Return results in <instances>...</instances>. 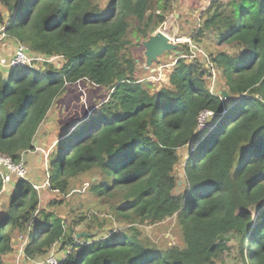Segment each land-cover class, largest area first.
<instances>
[{
    "label": "trees",
    "instance_id": "1",
    "mask_svg": "<svg viewBox=\"0 0 264 264\" xmlns=\"http://www.w3.org/2000/svg\"><path fill=\"white\" fill-rule=\"evenodd\" d=\"M0 3L9 10L6 20L0 13L9 38L30 55L63 60L43 73L0 70V156L18 165L34 151L41 125L70 87L82 82L112 91L57 143L50 186L37 190L28 179L12 178L15 191L0 215V264L16 252L15 233L26 241L27 264L45 261L59 245L60 264H216L229 250V235L244 264H264V0H215L190 39L233 51L207 53L205 69L183 44L171 87L156 92L137 78L132 48L167 22L177 0ZM210 69L224 81L218 95L207 87ZM206 112L213 115L202 130ZM183 151L189 158L180 185ZM89 174L98 177L90 191L128 229L102 238L88 230L77 239L82 222L40 209L42 192L66 196L74 180ZM4 176L0 171V196ZM173 217L182 246L140 239L139 226Z\"/></svg>",
    "mask_w": 264,
    "mask_h": 264
},
{
    "label": "rangeland",
    "instance_id": "2",
    "mask_svg": "<svg viewBox=\"0 0 264 264\" xmlns=\"http://www.w3.org/2000/svg\"><path fill=\"white\" fill-rule=\"evenodd\" d=\"M99 1L101 2L103 0ZM214 1L215 0H177L174 13L168 17L167 22L159 30L164 31L175 40L181 39L186 40V42L190 41V35L196 33L202 22L201 17ZM201 3L203 4V7H201ZM0 13L4 20L8 19L9 10L3 7L1 3ZM176 14L179 15L178 18H176ZM180 20H183V22L178 23ZM0 26L3 25L0 23ZM10 39L13 40L12 38ZM14 42L17 46L18 41L14 40ZM191 42L193 52L189 57L190 60L201 62L205 69L207 68L206 65L209 64L208 54L211 51H233L230 50L229 47H224L215 43L207 44L206 42H201L198 45L192 40ZM2 43L3 42H1L0 45ZM141 43L140 46L134 44L132 48L133 56L136 58L138 64L137 78L141 81L152 84L151 89L153 92L171 87L170 76L174 71L178 58L182 54H178L180 50L166 54L161 58L160 62L154 65V67L151 69H145L143 57L144 48ZM180 45L182 46L183 43H180ZM15 51L11 52L12 56ZM29 56L31 65L28 67L41 73H43L45 69L47 71L51 66L56 69L60 68L63 61L59 57L49 58L42 54H29ZM0 62L6 64L7 59L5 61L0 60ZM1 69L4 70L5 68H0V70ZM210 72L212 73V76L207 79V87L211 93L218 95L223 89L224 81L221 79L220 73L217 70L210 69ZM111 93L112 91L109 88L104 89L93 87L87 83L81 82L70 87L64 95H61L60 98L55 101L47 118L38 131V136L34 144V151H31L24 156L23 161L18 167V172L22 175V178L30 180L34 183V188L39 189L43 188L40 185L49 183L48 180L51 173L50 166L54 159L53 150L57 147V143L61 142L64 138H62V136L65 135L66 132H69L72 126L78 125L80 121H83L88 115H90L91 111L97 110L103 103L107 102ZM207 118L208 116L200 121V129L203 130L206 128ZM181 155L183 156V160L181 168L177 172V176L179 181L181 180L180 184L182 185L185 179L183 167L189 158V154L187 151H183L181 152ZM27 157L30 161L28 164ZM58 160L59 166L61 161L60 159ZM96 181H98V177L92 174L74 180L71 188L67 190L68 194L66 196L50 190L42 192L40 209L52 211L56 217L63 219L66 222H82L83 224L76 227V231L80 233H86L88 230L93 231L90 232L93 237L102 238L107 235L110 236L117 231L128 229L129 225L122 224L114 219L113 217L116 216L109 205H106V203L90 191L91 183ZM12 182H7L4 178V192L0 196V215L6 211V208L10 204L13 192L15 191V183ZM175 221L176 217H173L156 225L139 226L138 228L141 233L140 239L145 242L157 244V246L161 248H169L176 245L182 246L179 230L176 228ZM98 224H105L104 229H102L105 233H101L102 230H98ZM224 241L227 243L229 250L225 251L218 257L216 264H244L240 255V245L238 240L233 235H229L225 237ZM13 245L16 252L5 258V260H7L6 264H27L23 251L26 241H23L22 236L15 233L13 235ZM246 252L245 249V253ZM51 253H54L58 259H62L64 255L60 245L55 247ZM44 262L45 261L41 259L38 260L37 263L31 264H44Z\"/></svg>",
    "mask_w": 264,
    "mask_h": 264
},
{
    "label": "built area",
    "instance_id": "3",
    "mask_svg": "<svg viewBox=\"0 0 264 264\" xmlns=\"http://www.w3.org/2000/svg\"><path fill=\"white\" fill-rule=\"evenodd\" d=\"M7 24H4L3 26H0V43L3 42L6 39H9L6 33ZM176 43H183V44H190L192 46L191 40L186 42V40L181 39H173ZM31 65L30 62V56H29V50L28 48L23 45L22 43H17V50L8 60V62L5 64L4 62H0V68L5 69H15L17 67H28ZM213 115L211 112H206L201 116V120L204 117L209 118V116ZM200 120V121H201ZM20 164L16 165L14 164L9 158L0 156V171L3 170L5 172L4 178L7 180V182H11L13 177H16L18 179L22 178V175L18 172V167ZM25 172V171H24ZM41 187L47 186V183L45 185H40ZM41 188V189H43ZM37 190H40L39 188H36ZM45 264H60L57 257L54 253H51L45 260Z\"/></svg>",
    "mask_w": 264,
    "mask_h": 264
},
{
    "label": "water",
    "instance_id": "4",
    "mask_svg": "<svg viewBox=\"0 0 264 264\" xmlns=\"http://www.w3.org/2000/svg\"><path fill=\"white\" fill-rule=\"evenodd\" d=\"M141 44L144 48L143 57L145 69H151L155 64L160 62L161 58L166 54L179 51L182 48L179 43L174 42L173 38L162 30H158L154 34H150L147 39L142 41ZM11 70L13 69H10V71ZM6 84L7 80H4V85ZM222 95L226 99L229 97L228 93L225 91ZM87 235V233L82 232L77 235V239L84 236L86 237Z\"/></svg>",
    "mask_w": 264,
    "mask_h": 264
},
{
    "label": "crops",
    "instance_id": "5",
    "mask_svg": "<svg viewBox=\"0 0 264 264\" xmlns=\"http://www.w3.org/2000/svg\"><path fill=\"white\" fill-rule=\"evenodd\" d=\"M202 4V3H201ZM201 7H203V4L201 5ZM179 15L176 14V18H178ZM183 22V20L178 21V23ZM15 39L11 40L10 38L3 41V43L0 45V60L1 61H5L7 59V62L10 58H12V54L11 52L17 50V46L16 43L14 42ZM16 52V51H15ZM14 52V54H15ZM13 54V56H14ZM10 56V58H9ZM9 58V59H8ZM9 70H6V72ZM29 159L27 157V164L29 163Z\"/></svg>",
    "mask_w": 264,
    "mask_h": 264
},
{
    "label": "clouds",
    "instance_id": "6",
    "mask_svg": "<svg viewBox=\"0 0 264 264\" xmlns=\"http://www.w3.org/2000/svg\"><path fill=\"white\" fill-rule=\"evenodd\" d=\"M8 70H9V69H8ZM9 71H10V70H9ZM9 71H8V72H9Z\"/></svg>",
    "mask_w": 264,
    "mask_h": 264
},
{
    "label": "bare ground",
    "instance_id": "7",
    "mask_svg": "<svg viewBox=\"0 0 264 264\" xmlns=\"http://www.w3.org/2000/svg\"><path fill=\"white\" fill-rule=\"evenodd\" d=\"M47 173H48V172H47ZM47 173H46V174H47Z\"/></svg>",
    "mask_w": 264,
    "mask_h": 264
}]
</instances>
